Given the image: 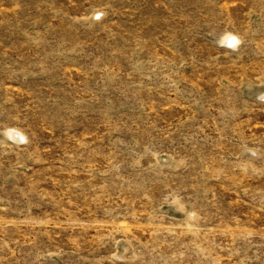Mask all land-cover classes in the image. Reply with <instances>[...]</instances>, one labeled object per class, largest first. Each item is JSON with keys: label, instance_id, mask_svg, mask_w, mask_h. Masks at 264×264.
Returning a JSON list of instances; mask_svg holds the SVG:
<instances>
[{"label": "rangeland", "instance_id": "374dc122", "mask_svg": "<svg viewBox=\"0 0 264 264\" xmlns=\"http://www.w3.org/2000/svg\"><path fill=\"white\" fill-rule=\"evenodd\" d=\"M261 93L264 0H0V264H264Z\"/></svg>", "mask_w": 264, "mask_h": 264}, {"label": "clouds", "instance_id": "9594fccd", "mask_svg": "<svg viewBox=\"0 0 264 264\" xmlns=\"http://www.w3.org/2000/svg\"><path fill=\"white\" fill-rule=\"evenodd\" d=\"M225 41H227V46H229V47H234L238 43V40L236 37L228 36V37H225L224 39H222L221 41H219L221 46H225ZM257 99L264 100V93H261L257 97Z\"/></svg>", "mask_w": 264, "mask_h": 264}]
</instances>
